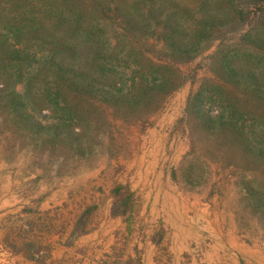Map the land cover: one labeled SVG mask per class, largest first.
I'll return each instance as SVG.
<instances>
[{
	"label": "rangeland",
	"instance_id": "obj_1",
	"mask_svg": "<svg viewBox=\"0 0 264 264\" xmlns=\"http://www.w3.org/2000/svg\"><path fill=\"white\" fill-rule=\"evenodd\" d=\"M213 50L181 66L188 82L145 127L106 114L78 123L79 153L43 143L54 114L35 112L40 94L20 85L28 128L0 113V264H264V206L253 205L264 171L201 137L191 150L186 101ZM116 184L136 198L130 227L111 215Z\"/></svg>",
	"mask_w": 264,
	"mask_h": 264
},
{
	"label": "trees",
	"instance_id": "obj_2",
	"mask_svg": "<svg viewBox=\"0 0 264 264\" xmlns=\"http://www.w3.org/2000/svg\"><path fill=\"white\" fill-rule=\"evenodd\" d=\"M213 46L186 101L191 150L201 137L264 171V0H0V113L27 127L19 87L37 91L35 112L54 114L43 143L79 153L78 123L106 114L145 127L188 82L181 66ZM111 194V215L130 227L134 193L116 184Z\"/></svg>",
	"mask_w": 264,
	"mask_h": 264
}]
</instances>
